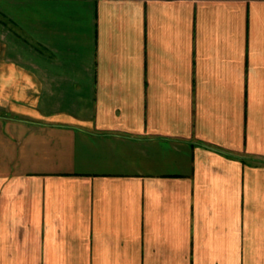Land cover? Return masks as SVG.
<instances>
[{
	"label": "crops",
	"instance_id": "0c3cea01",
	"mask_svg": "<svg viewBox=\"0 0 264 264\" xmlns=\"http://www.w3.org/2000/svg\"><path fill=\"white\" fill-rule=\"evenodd\" d=\"M0 264H264V0H0Z\"/></svg>",
	"mask_w": 264,
	"mask_h": 264
}]
</instances>
